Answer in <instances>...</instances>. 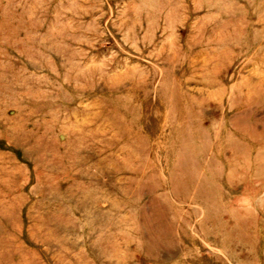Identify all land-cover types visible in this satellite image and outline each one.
<instances>
[{"label":"rangeland","instance_id":"obj_1","mask_svg":"<svg viewBox=\"0 0 264 264\" xmlns=\"http://www.w3.org/2000/svg\"><path fill=\"white\" fill-rule=\"evenodd\" d=\"M0 264H264V0H0Z\"/></svg>","mask_w":264,"mask_h":264}]
</instances>
